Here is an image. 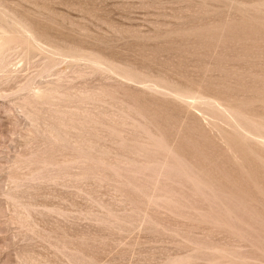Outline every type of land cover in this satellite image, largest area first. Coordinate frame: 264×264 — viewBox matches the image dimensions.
Wrapping results in <instances>:
<instances>
[{
    "label": "rangeland",
    "instance_id": "obj_1",
    "mask_svg": "<svg viewBox=\"0 0 264 264\" xmlns=\"http://www.w3.org/2000/svg\"><path fill=\"white\" fill-rule=\"evenodd\" d=\"M0 264H264V0H0Z\"/></svg>",
    "mask_w": 264,
    "mask_h": 264
}]
</instances>
